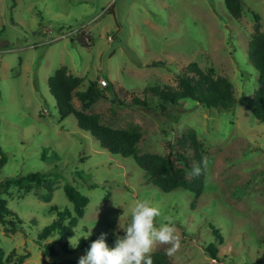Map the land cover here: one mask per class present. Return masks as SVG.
<instances>
[{
	"label": "rangeland",
	"instance_id": "rangeland-1",
	"mask_svg": "<svg viewBox=\"0 0 264 264\" xmlns=\"http://www.w3.org/2000/svg\"><path fill=\"white\" fill-rule=\"evenodd\" d=\"M15 3L0 0V149L7 159L0 185L41 173L51 192L32 185L27 194L9 188L0 196L21 222L14 234L5 232L9 225H0L4 255L28 253L23 264H78L86 253L75 249L79 238L107 233L110 246L111 238L124 234L134 203L147 199L160 207L159 222L174 223L180 238L173 254L166 252L171 245L159 243L149 254L163 251L172 264H264V125L239 104L224 112L190 99L172 111L174 122L144 93L153 86L175 89L177 77L196 63L225 76L237 101L251 96L260 78L248 61V41L253 14L264 32V0H241L238 19L228 14L224 0ZM60 67L83 78L78 91L101 79L113 85L116 96L104 91L86 112L112 128L137 127L141 153L171 160L176 151L190 156L187 138L193 133L206 167L201 196L193 202L187 191H160L133 159L102 149L73 116L61 119L47 86ZM131 96L148 97L151 110L132 105ZM73 104L80 110L75 97ZM67 184L88 204L68 240L72 251L62 252L54 234L45 243L53 244L58 256L43 258L37 236L56 219L50 208L73 213L63 190ZM45 194L50 202L40 199ZM213 229L222 237L216 260L206 252Z\"/></svg>",
	"mask_w": 264,
	"mask_h": 264
},
{
	"label": "trees",
	"instance_id": "trees-1",
	"mask_svg": "<svg viewBox=\"0 0 264 264\" xmlns=\"http://www.w3.org/2000/svg\"><path fill=\"white\" fill-rule=\"evenodd\" d=\"M11 1L12 7H14L17 0ZM224 6L232 17L236 19L241 17V0H224ZM253 20L255 23L253 33L248 41L247 56L249 63L259 74L260 83L258 89L251 96L242 97L237 101L234 97L232 84L225 76L215 74L212 69L201 70L196 63L189 64L184 72L177 77L175 89L153 86L147 87L144 93L155 98L159 110L163 113L169 112L170 115L167 114L166 117L174 122H177L178 119L177 114L172 113V111L177 110L181 100L190 99L205 108L224 112H232L236 104H239L264 125V32H260L256 14H253ZM82 83L83 78L70 74L66 67L56 69L47 79L48 90L55 100L60 118L73 116L78 127L97 141L102 149L111 155L133 159L134 163L149 177L152 185L160 191L164 193L174 190L187 191L193 195V202H195L203 192L206 173L204 153L195 135L192 133L187 138L188 146L192 152L190 156L176 151L175 160H171L153 153H141L138 145L142 139V133L137 127L112 128L101 123L98 115L86 112L103 97L104 91L116 96L113 85L107 83V86L100 90L98 82L92 81L85 90L78 91ZM74 97L81 106L80 110L76 109L73 104ZM131 103L148 111L151 110L148 97L139 99L131 96ZM119 104V106H124L122 102ZM186 142L183 141L182 145ZM6 161V156L0 149V170ZM193 165H199L202 168L201 175L198 177L189 175ZM48 181L49 178L41 173H30L26 176L6 179L0 185V196L9 188H16L27 194L32 185H45L47 191L51 192ZM63 190L65 197L73 206V213L67 209L59 211L54 207L50 208L51 211H56V219L44 227L37 236L43 258L58 256V250L54 248L53 244L45 243L54 234L58 237V244L62 252L69 254L72 251L68 240L74 236L73 229L78 220L84 216L85 207L88 204V199L73 186L67 184ZM40 199L44 202H50L51 196L48 194L41 195ZM16 224H21L19 218L7 208L6 201L0 197V225H9L10 228H7L5 232L14 234L17 231ZM212 235L215 239L213 243L207 246L206 252L212 260H216V245L221 244L222 237L216 229L212 230ZM98 237L99 234H94L87 239L79 238L75 249L86 252L92 241ZM115 240L116 238L109 240L110 247L114 246ZM149 255L152 257L153 264H172L163 251H156ZM29 256L26 253L16 257L14 251L5 256L0 250V264H23Z\"/></svg>",
	"mask_w": 264,
	"mask_h": 264
},
{
	"label": "clouds",
	"instance_id": "clouds-1",
	"mask_svg": "<svg viewBox=\"0 0 264 264\" xmlns=\"http://www.w3.org/2000/svg\"><path fill=\"white\" fill-rule=\"evenodd\" d=\"M201 172V166L193 165L189 175L198 177ZM160 216L161 209L157 204L147 199L136 201L127 224L120 227L124 234L116 235L114 246L108 245L107 233H101L79 258L78 264H153L149 253L158 243L171 245L166 252L173 254L180 246V238L175 224L159 222Z\"/></svg>",
	"mask_w": 264,
	"mask_h": 264
},
{
	"label": "built area",
	"instance_id": "built-area-1",
	"mask_svg": "<svg viewBox=\"0 0 264 264\" xmlns=\"http://www.w3.org/2000/svg\"><path fill=\"white\" fill-rule=\"evenodd\" d=\"M100 83V84H99ZM99 83H98V87H100V85L101 86H107V81L105 80V79H101L100 81H99ZM45 111V113H46V110H44ZM44 113V112H43Z\"/></svg>",
	"mask_w": 264,
	"mask_h": 264
}]
</instances>
